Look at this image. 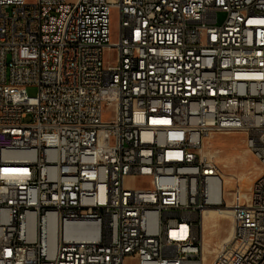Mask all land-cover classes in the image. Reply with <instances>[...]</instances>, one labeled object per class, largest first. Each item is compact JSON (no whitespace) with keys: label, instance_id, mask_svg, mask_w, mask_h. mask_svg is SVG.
<instances>
[{"label":"built area","instance_id":"obj_1","mask_svg":"<svg viewBox=\"0 0 264 264\" xmlns=\"http://www.w3.org/2000/svg\"><path fill=\"white\" fill-rule=\"evenodd\" d=\"M217 133L261 167L230 201ZM209 209L264 264V0H0V264H205Z\"/></svg>","mask_w":264,"mask_h":264},{"label":"rangeland","instance_id":"obj_2","mask_svg":"<svg viewBox=\"0 0 264 264\" xmlns=\"http://www.w3.org/2000/svg\"><path fill=\"white\" fill-rule=\"evenodd\" d=\"M76 1L77 0H69L70 3H75ZM27 2L34 3L36 2V0H27ZM224 17L225 15L221 13L219 15V21L222 22L224 20ZM118 27L119 19L117 16V12L114 10L111 16V30L113 41H117ZM27 91L31 96H36L38 94V88L35 86L27 87ZM206 147H211L212 149L218 151V161L225 178L237 176L241 179V181L243 179L245 182H247L249 178L255 180V178L260 174V163L256 159V157L249 151L246 145L245 135L241 133H217L207 140ZM231 185L232 181L231 184H226L225 186V198L227 201H230L232 199V196L230 194ZM216 213H208L204 216L205 220L200 217L198 221V232L204 248V255L206 260L205 264H211L213 260L214 264H221V259H214V257L218 255L222 245L232 237L234 231V226L231 218H223L218 212ZM231 223L233 229L230 235L228 234V229L231 227ZM220 243L221 245L219 246ZM125 264H138V260L136 258H128Z\"/></svg>","mask_w":264,"mask_h":264},{"label":"bare ground","instance_id":"obj_3","mask_svg":"<svg viewBox=\"0 0 264 264\" xmlns=\"http://www.w3.org/2000/svg\"><path fill=\"white\" fill-rule=\"evenodd\" d=\"M212 137V136H211ZM210 137V138H211ZM226 184L229 185L231 184V181L226 177ZM253 179L249 178V180H247V182H245L243 179H242V182H243V186L245 187H249L252 183H253ZM233 188H235V185L232 183L231 185V190H233ZM218 212L220 214L221 217H230L228 215H230V211L229 210H216V209H209V210H206L203 215H202V219H204V216L208 213H216ZM217 214V213H216ZM219 216V215H218ZM230 219V218H229ZM205 220V219H204ZM227 225V224H226ZM232 229H233V226H232V223H231V227L228 229V234L231 235V232H232ZM209 262V261H208ZM163 264H170V256H163Z\"/></svg>","mask_w":264,"mask_h":264},{"label":"crops","instance_id":"obj_4","mask_svg":"<svg viewBox=\"0 0 264 264\" xmlns=\"http://www.w3.org/2000/svg\"><path fill=\"white\" fill-rule=\"evenodd\" d=\"M224 239H225V238H224ZM224 239H223V241H224ZM223 241H222V242H223ZM222 242H221V243H222ZM221 243L219 244V246L221 245Z\"/></svg>","mask_w":264,"mask_h":264}]
</instances>
